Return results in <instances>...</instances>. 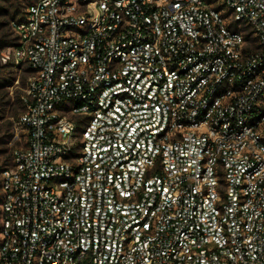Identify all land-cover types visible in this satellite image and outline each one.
<instances>
[{"label":"built area","instance_id":"2783aa9c","mask_svg":"<svg viewBox=\"0 0 264 264\" xmlns=\"http://www.w3.org/2000/svg\"><path fill=\"white\" fill-rule=\"evenodd\" d=\"M13 27L0 264H264V0H34Z\"/></svg>","mask_w":264,"mask_h":264},{"label":"rangeland","instance_id":"374dc122","mask_svg":"<svg viewBox=\"0 0 264 264\" xmlns=\"http://www.w3.org/2000/svg\"><path fill=\"white\" fill-rule=\"evenodd\" d=\"M34 0H0V43L12 46L19 41L13 23L21 21ZM5 46V47H6ZM1 52V50H0ZM31 70L25 63L0 62V226H1V172L11 165L13 152L24 146L27 133L19 123L23 111V94Z\"/></svg>","mask_w":264,"mask_h":264},{"label":"trees","instance_id":"16d2710c","mask_svg":"<svg viewBox=\"0 0 264 264\" xmlns=\"http://www.w3.org/2000/svg\"><path fill=\"white\" fill-rule=\"evenodd\" d=\"M14 43H12L11 45H13ZM7 44H2L0 43V50H2L3 48H5ZM16 45V44H15ZM7 47V46H6ZM3 66H7V65H3Z\"/></svg>","mask_w":264,"mask_h":264}]
</instances>
